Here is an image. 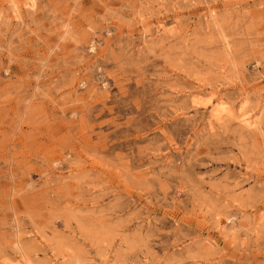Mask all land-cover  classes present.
Listing matches in <instances>:
<instances>
[{
    "label": "rangeland",
    "instance_id": "374dc122",
    "mask_svg": "<svg viewBox=\"0 0 264 264\" xmlns=\"http://www.w3.org/2000/svg\"><path fill=\"white\" fill-rule=\"evenodd\" d=\"M0 264H264V0H0Z\"/></svg>",
    "mask_w": 264,
    "mask_h": 264
}]
</instances>
